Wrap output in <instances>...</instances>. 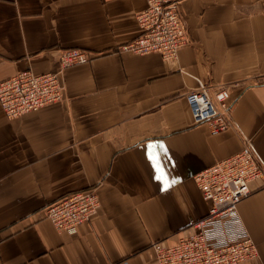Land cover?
<instances>
[{
    "label": "crops",
    "instance_id": "0c3cea01",
    "mask_svg": "<svg viewBox=\"0 0 264 264\" xmlns=\"http://www.w3.org/2000/svg\"><path fill=\"white\" fill-rule=\"evenodd\" d=\"M145 0H0V81L57 68V48L92 53L65 69L64 98L7 117L0 105V264H157L206 215L194 175L250 139L264 166V0H179L188 43L174 59L118 47ZM227 86L233 125L191 121L185 94ZM237 204L264 264V186ZM94 188L95 216L58 231L44 207Z\"/></svg>",
    "mask_w": 264,
    "mask_h": 264
},
{
    "label": "built area",
    "instance_id": "2783aa9c",
    "mask_svg": "<svg viewBox=\"0 0 264 264\" xmlns=\"http://www.w3.org/2000/svg\"><path fill=\"white\" fill-rule=\"evenodd\" d=\"M141 32L121 49L136 54L155 52L163 59H174L188 43L184 19L177 0H145L136 13ZM88 60L80 49L60 50V68ZM58 72L36 74L21 70L0 81V105L8 117L36 110L63 99ZM191 121L206 123L211 133L233 125L232 102L227 86L210 93L208 85L185 94ZM194 180L205 201L206 215L192 222L194 231L172 245L153 242L157 264H238L256 255V244L242 224L238 202L250 191V184L264 186V166L258 162L250 139L236 153L197 172ZM99 200L94 188L66 194L44 207L46 218L61 232L75 234L77 227L97 213Z\"/></svg>",
    "mask_w": 264,
    "mask_h": 264
},
{
    "label": "rangeland",
    "instance_id": "374dc122",
    "mask_svg": "<svg viewBox=\"0 0 264 264\" xmlns=\"http://www.w3.org/2000/svg\"><path fill=\"white\" fill-rule=\"evenodd\" d=\"M177 4H179V0H177ZM180 11V10H179ZM181 13V12H180ZM182 15V14H181ZM183 17V16H182ZM184 23H185V21H184ZM185 26H186V24H185ZM187 31V30H186ZM188 36V35H187ZM131 41V40H130ZM128 43V42H127ZM124 44H126V43H124ZM124 44H122V45H120L119 47H118V50H120V51H124V50H122L121 49V47L124 45ZM62 49H80V50H83V51H85V53H86V55H87V57H88V60L86 61V62H83V63H78V64H74V65H71V66H68V67H65V68H60V62H59V55H60V50H62ZM93 55H92V53H90L89 51H87V50H85V49H82V48H78V47H73V48H57V68L56 69H54V70H49V71H45V72H42V73H46V72H58V74H59V80H60V83L62 84V86H63V89H62V95H63V98H64V89H65V86H64V83H63V73H64V71H65V69H67V68H69V67H72V66H75V65H80V64H84V63H87L90 59H91V57H92ZM35 73V72H34ZM36 74H41V73H36ZM10 77V76H9ZM8 78V77H7ZM6 79V78H5ZM207 85V84H206ZM43 107V106H42ZM41 108V107H40ZM39 109V108H38ZM38 109H36V110H38ZM36 110H33V111H36ZM29 112H31V111H29ZM26 113H28V112H26ZM23 114H25V113H23ZM6 115V114H5ZM22 115V114H21ZM7 116V115H6ZM19 116V115H18ZM8 117V116H7ZM14 117H16V116H14ZM199 124V123H198Z\"/></svg>",
    "mask_w": 264,
    "mask_h": 264
}]
</instances>
